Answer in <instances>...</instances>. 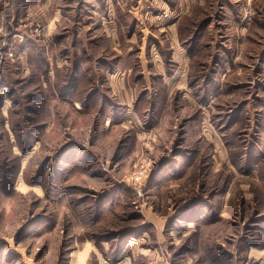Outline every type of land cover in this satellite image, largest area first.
<instances>
[{
	"label": "rangeland",
	"instance_id": "rangeland-1",
	"mask_svg": "<svg viewBox=\"0 0 264 264\" xmlns=\"http://www.w3.org/2000/svg\"><path fill=\"white\" fill-rule=\"evenodd\" d=\"M153 36L184 81L162 129L133 112ZM261 237L264 0H0V264H255Z\"/></svg>",
	"mask_w": 264,
	"mask_h": 264
},
{
	"label": "crops",
	"instance_id": "crops-1",
	"mask_svg": "<svg viewBox=\"0 0 264 264\" xmlns=\"http://www.w3.org/2000/svg\"><path fill=\"white\" fill-rule=\"evenodd\" d=\"M180 17V16H179ZM178 17V19H176V21L174 22L175 24V32H176V38L178 41V37H177V30H176V25L177 23H179L180 18ZM130 34V33H129ZM128 34V35H129ZM132 36L130 35L129 38H131ZM157 37L153 36V37H148V43L146 40V49L148 50V52H146V50L143 48L141 49L140 46L137 45V49H138V54L140 53L141 55L145 56V61H146V65L149 67L150 72L147 73V79L150 80L147 81V84L144 83V81L138 82L136 79H138L136 77V74L138 73V70H140V65H142V61L138 59V61L136 59H134V65L132 66L133 68H131V72L129 75L130 81L132 80L133 83L138 82L137 84V91L138 94L136 96V100H134V105L136 107V109H134V105H133V112L135 113L136 117L138 118V114L139 115H143L144 116V120L148 119L149 117L152 119V122L150 124V126L152 125L153 127H159L160 129H162L164 127V117L166 116V111H167V107L168 104L170 102V83L169 81L172 79L173 82L175 83L177 79V81H181L184 82L182 78H177V74H179L182 70L178 69V64L175 61V59L173 58V54L171 52V49L169 47L166 48V44L164 42H161L160 40L156 39ZM165 45H164V44ZM178 44L181 46L180 42L178 41ZM145 47V44H144ZM110 51L112 52V54H109L111 57V59L109 60V63H114L116 64L117 61L120 59L123 60V57H121V55H119L118 53L115 52L114 48H112V50L110 49ZM154 54H156V59L158 57L157 60L153 59ZM147 56L148 59H150V61H147ZM190 56V55H189ZM162 62L163 63V68L161 70H158V66L156 65L157 62ZM186 61V59H185ZM136 62V63H135ZM139 62V64H138ZM150 63V65H149ZM156 63V64H154ZM169 64L171 66H169ZM173 65L175 66L173 69ZM157 66V67H156ZM83 69H84V65H83ZM178 69V70H177ZM77 71H74L72 75H68L74 79L77 80L78 83V89H82L85 88L87 90V87L85 86V79L84 78H79L76 74L78 72V69H76ZM177 70V72H176ZM176 72V74H175ZM54 77H55V73H54ZM179 79V80H178ZM162 90H163V96H164V100H162ZM161 96V98L159 100H154L153 96ZM183 99V98H182ZM75 104H79V103H75ZM154 115L156 116L154 118ZM105 120H108L107 116H105ZM194 225V223H192L191 225H189L188 227L192 228ZM246 253L244 252V258L245 260L248 261H253L255 262V264H264V238L259 239V240H252L249 241L247 240L246 243ZM208 252L205 254L203 252V255L205 256V259L207 260V258H209L208 256ZM243 255V252H242ZM107 263L109 264V262H107L106 260H100L99 264H103V263ZM130 261H128L127 259H123L121 260L119 263L117 264H129ZM209 262V261H208Z\"/></svg>",
	"mask_w": 264,
	"mask_h": 264
},
{
	"label": "trees",
	"instance_id": "trees-1",
	"mask_svg": "<svg viewBox=\"0 0 264 264\" xmlns=\"http://www.w3.org/2000/svg\"><path fill=\"white\" fill-rule=\"evenodd\" d=\"M181 20H182V18H180V20H179V22H180V24H179V36L182 34V29H181V31H180V27H181ZM197 33H199V32H196V34ZM180 39H181V37H180ZM181 43H183L182 41H181ZM64 78V77H63ZM58 79H59V75H58ZM58 79L56 80V88H58V91H61V92H63V94L64 93H66V92H68L70 89H71V87L70 88H68V85H70L75 79L74 78H72V77H70V76H66L65 78H64V83H67L68 82V84H67V86L66 87H61L60 89H59V86H60V79H59V81H58ZM67 81V82H66ZM74 84V83H73ZM72 84V85H73ZM84 91H86V89L85 88H82V89H80L78 92H76V95H77V98H79L80 97V95L82 94V93H84ZM161 98V96H153V99L154 100H159ZM85 100H87V99H85ZM84 102V101H83ZM85 103V102H84ZM108 257V256H107ZM109 258V257H108Z\"/></svg>",
	"mask_w": 264,
	"mask_h": 264
}]
</instances>
